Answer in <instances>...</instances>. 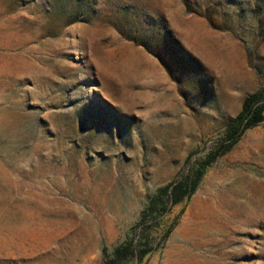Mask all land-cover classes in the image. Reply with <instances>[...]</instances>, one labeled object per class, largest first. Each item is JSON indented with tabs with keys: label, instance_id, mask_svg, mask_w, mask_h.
<instances>
[{
	"label": "rangeland",
	"instance_id": "1",
	"mask_svg": "<svg viewBox=\"0 0 264 264\" xmlns=\"http://www.w3.org/2000/svg\"><path fill=\"white\" fill-rule=\"evenodd\" d=\"M260 89L264 0H0V264H264V118L142 215Z\"/></svg>",
	"mask_w": 264,
	"mask_h": 264
},
{
	"label": "trees",
	"instance_id": "2",
	"mask_svg": "<svg viewBox=\"0 0 264 264\" xmlns=\"http://www.w3.org/2000/svg\"><path fill=\"white\" fill-rule=\"evenodd\" d=\"M263 98V89L247 95L242 102L240 110L225 126L224 137L221 143L222 147H218L210 156L198 163L192 175H185L159 187L154 196L149 199L147 210L143 211L142 215H144V213L146 214L148 211L150 212L152 210V205L155 204L156 201H160L164 205V210H166L167 205L187 199L193 192L205 166L217 155L221 154L235 143L244 130L256 125L264 118V102H261ZM141 244L140 240L136 243H121L113 248L111 254L107 255L101 264H118L121 258L133 253L132 250H137ZM146 251V249H140L134 256L139 259Z\"/></svg>",
	"mask_w": 264,
	"mask_h": 264
},
{
	"label": "bare ground",
	"instance_id": "3",
	"mask_svg": "<svg viewBox=\"0 0 264 264\" xmlns=\"http://www.w3.org/2000/svg\"><path fill=\"white\" fill-rule=\"evenodd\" d=\"M229 197V196H228ZM202 199V198H201ZM230 199V198H229ZM213 200H214V198H213ZM213 200H212V202H213ZM208 201V200H207ZM204 202V201H203ZM205 202H206V200H205ZM211 202V203H212ZM216 202V201H215ZM224 203V202H223ZM211 206L213 207V205L211 204ZM216 206V205H215ZM183 250V249H182Z\"/></svg>",
	"mask_w": 264,
	"mask_h": 264
}]
</instances>
